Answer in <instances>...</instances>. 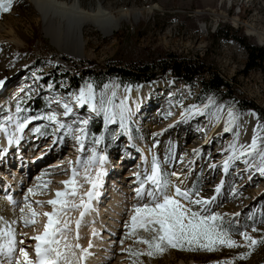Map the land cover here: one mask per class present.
Returning a JSON list of instances; mask_svg holds the SVG:
<instances>
[{"label": "rangeland", "instance_id": "obj_1", "mask_svg": "<svg viewBox=\"0 0 264 264\" xmlns=\"http://www.w3.org/2000/svg\"><path fill=\"white\" fill-rule=\"evenodd\" d=\"M78 1L83 10H88L96 2H100ZM102 5L115 17L120 11L129 12L130 17L121 21L119 27L106 37L92 26L85 27L83 32L87 58L63 55L52 46L43 36L39 15L28 0H12L9 12L0 11V81L4 79L0 87V111L7 113L3 117L5 123L2 125L17 138L21 132H16V123L10 121L11 115L15 114L18 117L17 105L19 104L22 111L21 103L28 101L29 96L45 103V110L35 114L42 120L38 128L47 129L42 134L45 135L44 139L38 131L32 133L34 142L32 147L29 149L26 143H23L21 148L17 149L16 155L17 160H22L20 155L26 152V159L33 160L30 163H49L38 166L40 171L32 181L34 189L31 188L36 195L26 191L21 194V198L16 196L18 202L15 206H12L13 203L8 204L0 200V229L11 226L15 231L16 240L19 241L24 231L36 228L38 215L34 226L25 227L20 222V208L25 206V196L31 204L33 197L39 196L40 199L48 197L55 185L54 179L67 178L69 168L80 165L83 169L87 168L83 162L95 151L97 158L98 154L105 153L107 159L114 158V161L125 159L130 167H134L133 173L136 178L130 183L132 184L130 187H139L145 175L150 174L155 157L161 173L167 174L164 178L171 183L177 184L170 175L172 172L188 175L187 182L178 185L182 189L198 191L200 198L209 199L211 202L206 206L208 213H215L221 217L224 229L232 234L233 240L242 243L239 232H247L258 240L264 238V175L257 170L259 156L241 157L230 161L227 172L223 169L225 159L231 154L230 145L235 144L237 148L247 145L241 141V132L237 127L239 121L250 111L241 112L234 101L227 100L223 93L199 96V81L189 87L168 73L156 82L138 86L118 84L109 77L87 78L83 75L80 77V88L77 92L72 89L64 95L62 90L54 89L50 81L41 92L38 90L46 74L53 70L57 74H62L66 70L67 60L92 62L101 67L117 65L131 68L171 53L191 60L208 57V61L224 80L234 81L241 92L264 111L262 74L258 71H252L246 76L241 74L246 60L245 51L233 41L214 42L209 36L211 24H214L218 17L216 22L218 26L227 25L239 31L252 44L264 47L255 35L250 34V31L264 34V0H103ZM133 12H139L136 19L132 17ZM69 73L71 76L79 77L75 70L70 69ZM89 84L92 85L94 94L92 103L96 105L98 111H92L88 103L77 105L75 102L74 98L79 95L80 90L83 88L87 92ZM67 86V79L63 85L59 84L60 88ZM146 87L149 90L142 95ZM209 98L215 103L205 108L204 105L209 103ZM102 99L103 108L109 109L110 114L115 116V122H105L101 107ZM64 104H68L72 109L68 115L64 113ZM192 105L198 106L203 114L192 111L190 109ZM219 105L225 106L223 112L217 110ZM229 108L236 114L237 119L229 125L231 130L225 132L224 122ZM49 114L56 116L58 124L45 119ZM99 119L105 130L102 135L97 136L91 131V124L97 123ZM83 121L87 123L83 124ZM63 123L75 125L71 128L73 130L84 129L82 143L87 147L86 154L79 156L72 152V149L74 151L77 146L80 147L74 141L75 135L80 133L70 134L66 132L67 128H59V124ZM256 124L259 126L258 148L264 150V124L257 115ZM30 132L27 133L31 134ZM207 136H210L211 140L207 145L200 146L206 142ZM45 138L58 143L56 150H49L51 147L49 141L42 145ZM66 138L67 142L71 139L72 141L68 148H63L61 146L64 145ZM97 138L99 143H96ZM0 140L3 141L4 138L1 137ZM5 140L4 142L8 143L7 137ZM98 145L100 149L96 150ZM41 147L47 148V152L37 155L38 151L43 150ZM142 148L150 159V171L147 172L139 165L141 155L138 156L137 153ZM62 150L63 155L58 160L59 163L56 161L61 166L52 167L58 170L46 168L50 163L53 164L51 160L57 159L56 155ZM33 156L36 158L31 159ZM245 159L248 160L247 165L243 162ZM197 160H200V163H194ZM95 163L100 165L101 162L96 160ZM118 165L121 166L122 163ZM0 187L4 188L3 193H6L7 187L3 183H0ZM145 187L150 188L152 185L145 184ZM217 187L220 188L219 192H216ZM127 200L125 206L131 205L129 210L131 216L133 206L144 203L147 196L145 194L137 198L136 193H133ZM23 215L24 219H28L26 207ZM129 220L127 219V222ZM253 227L257 229L256 232H252ZM124 232L119 240V247L126 257V264H223L230 260L233 264H264V244H259L251 255L243 260L236 257L246 252V248H227L223 245H218L217 250L211 252L168 248L163 254H154L152 257L132 256L128 254L129 249L133 252H146L147 248L134 242L135 235H126L128 229ZM137 235L150 238V234L142 230H138ZM15 255L18 256V252ZM0 264H8L5 255L0 254Z\"/></svg>", "mask_w": 264, "mask_h": 264}, {"label": "snow or ice", "instance_id": "obj_2", "mask_svg": "<svg viewBox=\"0 0 264 264\" xmlns=\"http://www.w3.org/2000/svg\"><path fill=\"white\" fill-rule=\"evenodd\" d=\"M12 0H0V11L9 12L11 10ZM2 83V82H0ZM107 87V85L105 86ZM94 94L92 92V85L87 86V92L82 88L79 95L76 96L75 102L77 105L88 103L92 111H98L95 104L92 103ZM59 103V101H57ZM103 99L101 100V107L104 112L105 122H115V116L110 114L109 109L103 108ZM215 102L209 98V103L204 107L208 108ZM224 105L217 106L219 112H223ZM65 115L71 113L72 109L68 104L63 105ZM190 109L194 112L203 114L202 110L196 106H190ZM21 109L19 104L17 105V112ZM183 115V113H182ZM121 127H123V113L120 114ZM45 119L57 123L56 116L49 114ZM237 119L236 114L231 108L227 111V119L225 120L224 131H230L229 125L233 124ZM27 121L24 123H16V132H22L26 126ZM86 124L87 121H83ZM259 127V126H258ZM59 128H64L63 124H59ZM0 132H3L8 138L9 144L12 143V138L8 136L7 128L0 125ZM68 133H80L75 135V140L80 147H83L82 140L84 138V129H66ZM258 135L257 130H253V136L251 142L247 145H241L239 148L235 144L230 145L231 154L225 159L223 163V169L227 172L230 161L238 160L241 157H252L254 155L259 156V164L257 170L264 175V150L258 148ZM99 138L96 139V143H99ZM99 161L102 163L104 157L100 156ZM97 156L95 151L92 155L85 160V165H92L96 162ZM246 165L248 160L243 161ZM79 164V161H78ZM251 166V165H249ZM214 167V166H213ZM84 175L83 179L90 185L89 189L84 193L87 197V202L84 198H80V202L77 204L74 202L75 197L78 195L80 185L78 184L76 177L79 175L78 168L72 169L71 176L68 180L61 181L65 188V191H56L54 193V199L48 200L46 203L51 207L50 212H44L43 216L46 218V223L43 226V233L30 237L34 241V258H30L29 252L25 247H17V244L23 245L25 241L23 239L17 241L15 231L11 226L5 229H0V254L5 255L8 258V264H73V257L76 255L75 250H79V261L85 260L88 255V249H82L79 243L71 244L68 241V232L70 221L67 219H61L68 212L72 210L80 211V218L83 219L85 212L91 207V200L94 195H98L94 190L99 187V177L103 175L102 172L97 169L96 178H92L89 174ZM160 171L159 164L155 157L151 166V173L146 174L144 181L139 183V187L134 189L137 198L147 196V200L142 204L134 205L132 208V214L129 222L125 223V228L128 229L126 235H135V243L145 245L146 252H133L128 250V254L132 256L147 255L152 257L154 254H163L168 249H176L181 251H215L218 245H223L227 248L244 247L246 252L241 253L236 259H247L252 251L259 245L264 244V238L258 240L247 232H239L242 243H238L231 238V233L226 231L221 223V217L215 213H208L207 205L211 202L209 199L200 198L198 191H190L182 189L178 184L171 183ZM179 180V174L172 172L170 174ZM139 179V178H138ZM150 184L152 187L146 188L145 184ZM46 188V185H45ZM220 188H216V192H219ZM29 194L36 195L33 189L28 190ZM68 197L73 198V202H69ZM196 197V198H193ZM215 199L214 197L212 198ZM37 205L40 206V202L37 201ZM25 207L28 209L29 218L24 219ZM21 223L25 226H34L37 212L33 211L32 205L28 202V197L25 196V206L20 208ZM81 220L76 221V240H79V228ZM13 223H16L13 221ZM138 230H142L145 233L150 234V238H142L137 235ZM255 227L252 228V232H256ZM95 235V232H93ZM123 244V240L121 241ZM91 243H89V248ZM18 252V256L15 255ZM223 264H233V262L226 261Z\"/></svg>", "mask_w": 264, "mask_h": 264}, {"label": "bare ground", "instance_id": "obj_3", "mask_svg": "<svg viewBox=\"0 0 264 264\" xmlns=\"http://www.w3.org/2000/svg\"><path fill=\"white\" fill-rule=\"evenodd\" d=\"M28 1L33 5L34 9L39 15L42 24L43 36L47 38L50 44L54 46L61 54L75 58L88 57V54L85 50L86 40L84 39L83 32L85 27L92 26L96 28L101 33V35L106 37L110 36L113 31L119 27L121 21L127 20L130 17L129 12H123L120 10V14L115 17L104 5H102L103 0H100V2H96L95 5L93 7H90L88 10L81 9L78 0H71V2H62L59 0ZM138 16L139 12H133L132 17L134 19H136ZM217 19L218 17H216L214 24L211 25H218V23H216L218 21ZM214 31L215 28H210V33H213ZM250 34L255 35L258 38L259 43L264 44V34H257L253 31H250ZM2 85L3 84L0 83V87ZM148 90L149 88H144L142 91V95L146 94ZM138 94H136V96ZM237 128L241 132V141L249 144L253 136V130H257L258 128L256 124V114L253 111L247 113L239 121ZM10 129L13 131L11 126ZM7 131H9L8 128ZM1 137H3L4 140L6 138L3 132H0V138ZM4 140H0V157H2L1 152L4 153L5 151L10 149V144L4 142ZM210 140L211 137L207 136L206 142L202 143L200 146L207 145ZM77 148L78 146L74 151L72 149V152L76 153ZM42 149V151H38L37 155L47 152V148ZM140 153L142 154V156L140 158L139 165L142 166L141 168L145 172L150 171V159L147 152L142 148ZM20 157H22V160L19 159V163H30L31 161H33L30 159L27 160L25 153L21 154ZM34 158L36 157L33 156L31 159ZM12 162H14V160ZM52 163L53 164L50 163L49 166H46V168L50 167V169H54L57 171V168L52 167L58 166L59 164H57L56 161ZM123 163L124 162H122L121 166H124ZM194 163H200V160H197ZM1 168L4 169L5 166L0 165V170ZM76 168H78L79 170V175L76 177V180L80 187L78 190V195L75 197L74 202L78 204L81 197H83L85 202H87V197L84 196V193L89 189L90 185L83 179L84 175L86 174V169L88 170L87 174L89 173V175L95 179L97 176V169H99L100 172L104 173L109 168H100V165L98 163H94L90 166L87 165V168L85 169H83L81 165ZM76 168H69L70 173H68L69 176L67 178L64 177L57 180L53 178V183H55V185L52 187V192L48 197H44V199L38 198L39 196L33 197V204H30L33 206V209L39 214L37 223L35 225L36 228L32 227L33 229L31 228L24 231V234L22 235L23 237L21 239H23L25 243L23 245H18V247H25L28 250L30 258H34L35 255V242L32 241L30 237L43 233V226L46 223V218L43 216V213L50 212L52 210L46 202L50 199L55 198L54 193L56 191H65V188L62 185L61 181L68 180L72 174L71 170ZM132 168L134 169V167ZM133 169H130L129 172H126L123 175H120V177L116 178H113V173L110 171L108 176L105 177V175H107V172L100 176L99 187L94 190L96 193H98V195L93 196V199L90 202L91 207L85 212L82 220L79 213L80 211H83V209L72 210L65 216L61 217L62 220L67 219L70 221L69 232L67 234L69 243H79L82 249H88L89 254L86 255L85 260L82 262L79 261V250H75L76 255L73 257V264H126V257L124 254H122V250L119 247V240L121 239L123 233H125V223H127V219H130L129 210H131V205L125 206L126 200L129 199V196L131 194L135 193L134 189L138 187H130V185H132L130 183L134 181V178H136L134 176ZM194 169H196V165ZM21 172V170L17 171L15 166L14 172L12 174V179L8 178L6 175H0V179H4L3 181H6V183L10 180H13L14 182L12 183L11 187H7L6 193H4L5 197L8 200V204L14 203V199L16 198V196L20 195L19 197L21 198L22 193L28 191L30 188L34 189L35 185L33 186V182L30 181V183H27V186L24 187L23 192H21L20 194L15 193L14 197H11V195H9L10 190L13 187H16L12 189L13 192H15L16 189H18V187L20 186V182L22 179ZM35 175L37 177V173H35ZM129 177L130 179H128ZM187 178L188 175L185 176L184 174H179V180H177L176 177H173V180L179 185H184L187 182ZM110 182L112 184H110ZM102 187L105 188L101 190ZM3 190L4 188L2 189V187H0V196L1 194H3ZM68 199L70 203L73 202V198L68 197ZM37 201L40 202V206L37 205ZM130 201L131 200H129L128 202ZM77 220H81L78 241L76 240ZM93 232H95V235H93ZM89 243H91L90 248Z\"/></svg>", "mask_w": 264, "mask_h": 264}, {"label": "trees", "instance_id": "obj_4", "mask_svg": "<svg viewBox=\"0 0 264 264\" xmlns=\"http://www.w3.org/2000/svg\"><path fill=\"white\" fill-rule=\"evenodd\" d=\"M209 36L214 42L218 40L233 41L241 47L245 51L246 60L240 73L246 76L252 71H258L262 74V82L264 85V47L252 44L239 31L227 25H219L214 33H211ZM66 63L67 68L62 74H57L53 70L44 76V79L41 81V86L38 87L39 92L44 89L49 81L54 85V89L62 90L64 95L68 94L72 89L77 92L80 88V77L83 75L87 78L97 76L109 77L113 78L118 84L138 86L156 82L168 73L172 78L180 80L189 87H192L196 81H199V96L203 94L223 93L227 97V100L234 101L237 109L241 112L253 111L264 124V111L252 100L247 98L234 81L228 82L224 80L215 70L212 63L208 61V57L205 59L191 60L168 53L153 59L149 63L134 65L131 68L117 65L101 67L92 62H75L73 60H67ZM70 69L75 70L79 77L69 75ZM65 79H67V88H60L59 84L62 83L63 85ZM29 97L27 98L28 101L21 103V105L30 111L37 110L43 106L40 99ZM45 108L46 105L34 114H40ZM101 122V119H99L97 123L93 122L91 124V131L96 135H102L105 130Z\"/></svg>", "mask_w": 264, "mask_h": 264}, {"label": "built area", "instance_id": "obj_5", "mask_svg": "<svg viewBox=\"0 0 264 264\" xmlns=\"http://www.w3.org/2000/svg\"><path fill=\"white\" fill-rule=\"evenodd\" d=\"M218 27V25H212L210 28H217Z\"/></svg>", "mask_w": 264, "mask_h": 264}, {"label": "water", "instance_id": "obj_6", "mask_svg": "<svg viewBox=\"0 0 264 264\" xmlns=\"http://www.w3.org/2000/svg\"><path fill=\"white\" fill-rule=\"evenodd\" d=\"M1 81H4V79H2Z\"/></svg>", "mask_w": 264, "mask_h": 264}]
</instances>
